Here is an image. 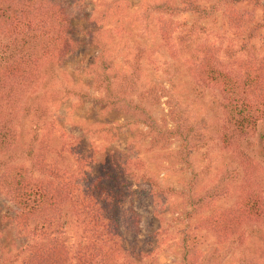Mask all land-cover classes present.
I'll return each instance as SVG.
<instances>
[{"label": "rangeland", "instance_id": "rangeland-1", "mask_svg": "<svg viewBox=\"0 0 264 264\" xmlns=\"http://www.w3.org/2000/svg\"><path fill=\"white\" fill-rule=\"evenodd\" d=\"M38 1L69 11L75 32L72 39L79 45L61 61L48 56L39 74L29 76L23 89L12 94H18L17 100L0 102V264H22L25 244L33 242L28 232L20 230L17 206L3 188L5 182L26 178L21 184L23 198L38 197L36 182L43 175L32 170L26 156L31 143L36 150L47 151V161L57 158L59 151L71 165L77 158L70 156L73 149L86 157L93 176L115 163L127 166L130 193L119 204L125 217L131 210L138 214L140 229L123 227L120 248L124 254L137 248L140 256H131L135 264H182L183 240L197 252L196 264H264V221L244 227L225 242L199 226L205 216L236 201L245 176L243 166H249L240 149L245 148V156L255 162L250 169L258 172L254 179L263 190L264 160L255 132L240 149L224 148L222 127L229 118L215 91L192 76L188 68L194 54L189 55L182 43L186 40L192 50L212 46L224 63L244 56L263 59L264 0ZM189 1L199 5L201 12L186 11ZM156 7L165 10L159 12ZM229 13H234L237 25ZM160 19L169 24L170 42L161 37ZM19 30L18 38L30 33L25 27L21 34ZM87 31L97 32L99 42L84 44ZM7 33H0V43L11 41ZM232 52L237 53L229 57ZM100 55L109 63L107 74L130 75L133 87L120 91L143 104L139 108L157 124L173 129L171 112L179 111L184 123L197 130L201 139L196 136L197 148L187 162L177 155L178 140L168 148L152 145L147 124L142 123L144 115L137 108L133 113L126 106L115 109L99 104L102 95L94 87V72L102 68ZM38 58L39 54L32 57ZM210 191L218 192L211 201L207 198ZM199 197L205 203L193 213L190 200ZM28 225L32 231L34 223ZM63 240L69 263L77 264V251L89 241L78 229L66 232ZM123 260L120 257L118 264Z\"/></svg>", "mask_w": 264, "mask_h": 264}, {"label": "trees", "instance_id": "trees-1", "mask_svg": "<svg viewBox=\"0 0 264 264\" xmlns=\"http://www.w3.org/2000/svg\"><path fill=\"white\" fill-rule=\"evenodd\" d=\"M240 1L226 0L227 3ZM156 9L159 12L165 10L162 7ZM186 11L201 12L199 5L193 1L187 2ZM233 15L234 13H229V19L232 18L237 25ZM72 20L69 11L57 4L38 0H0V33L4 35L7 31L11 39L6 45L0 43L1 103L5 99L17 100L18 94H12L23 89L29 76L39 74V67L48 56L61 61L75 51L79 42L72 39L75 33ZM159 24L162 39L170 42L169 24L162 19ZM23 27L30 33L18 38V30ZM256 29L254 27L252 30ZM84 36L88 37L87 40L84 39V44L99 42L97 32L87 31ZM182 43L189 55L194 54L188 68L192 76L215 91V96H219L221 100L220 107L229 118L222 127L221 141L224 148L233 152L235 148L240 149V144L255 132L258 135L260 156L264 160V58L245 59L244 56L237 58L235 62L224 63L212 46L192 50L186 40L183 39ZM242 51H245V45ZM236 53H230L229 57ZM37 54L40 58L32 59ZM98 58L102 68L94 72V87L102 95L98 99L99 104L115 109L126 106L127 109H132L127 112L133 113L137 108V113L144 115L142 123L145 121L147 124L152 145L168 148L173 140H178L180 144L177 155L183 163L187 162L191 151L197 148L196 136L198 141L201 139L196 134L197 130L184 123L179 111L171 112L175 124L173 129H165V126L157 124L156 120L139 108L143 104L135 103L130 93L124 96L120 91L128 85L129 88L133 87L130 75L120 76L117 72L107 74L109 67L106 65L109 63L102 55ZM143 99L144 94L141 95V100ZM79 143L81 142L75 146ZM69 151L70 156L77 157L74 165L59 151L56 153L57 158L47 161V151L36 150L30 144L26 156L31 160L32 170L43 175L36 182L39 192L34 200L24 199L21 193V184L26 178L19 182L17 180L14 184H3L4 192L17 206L16 219L21 225L20 230L22 233L28 232L33 238L31 244L28 241L25 244L26 254L22 264H70L64 251L63 236L69 230L76 229L89 241L87 246L77 251V264H118L120 257L124 260L119 264H135L131 256H140L137 248L132 247L126 254L120 248L123 227L128 231L132 228L136 232L140 229L138 214L131 210V214L125 217L119 204L130 193V185L125 180L127 166L115 163L113 167L107 170L104 168L101 174L93 176L88 172L86 157L73 149ZM239 154L245 158V165L249 166H243L245 176L241 179L236 201L232 207L217 209L205 216L199 225L212 232L220 242L239 235L244 227L262 224L264 221V190L254 179L257 171L250 169L251 165L255 166V162L250 156H245V148L240 149ZM217 191L208 192L207 198L213 200ZM190 203L192 212L196 213L205 201L199 197L192 198ZM30 222L34 223L32 231L28 225ZM181 246L182 264H196L199 261L197 252L188 246L186 240L181 242Z\"/></svg>", "mask_w": 264, "mask_h": 264}]
</instances>
